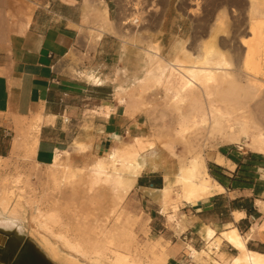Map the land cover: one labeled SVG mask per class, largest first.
<instances>
[{
  "label": "bare ground",
  "instance_id": "bare-ground-1",
  "mask_svg": "<svg viewBox=\"0 0 264 264\" xmlns=\"http://www.w3.org/2000/svg\"><path fill=\"white\" fill-rule=\"evenodd\" d=\"M248 1L250 37L240 39L245 51L235 65L233 56L227 57L217 46L222 25L219 18L208 29L207 42L192 47V29L191 39L186 36L170 43L165 54L161 41L145 40L144 13L136 5L130 6V16L121 17L117 24L103 2L96 7L85 0L82 22H91L92 26L86 27L91 45L97 46L104 36L117 38L123 68L117 69L116 76L131 77L129 83L114 87L117 106L99 107L91 113L109 118L120 109L129 118L155 115L154 134L133 137L129 143L113 134L116 146L103 151L101 157L74 166V154L84 157L92 145L90 136L79 138L69 150L56 151L51 162L43 166L34 160L43 117L24 119L9 158L0 157V176H4L0 177V264H6L18 247L17 232L3 222L16 221L28 212V223L41 246L65 264H167V242L160 238L140 247L136 233L143 230L142 224L123 206L137 178L157 168L155 147L158 145L172 158L177 169L164 175L161 190L146 192L180 233L185 225L175 217L181 206L199 211L215 193L224 191L207 173L204 149L215 143L241 145L264 156V0ZM198 10L197 2L196 13ZM197 33L201 38L205 28ZM162 35L159 30L152 37ZM77 74L94 87L105 86L94 73ZM171 118L175 119L173 126ZM13 157L21 158L22 163L33 161L32 170L18 172ZM213 159L224 165L218 153ZM11 167L16 173L13 176L7 173ZM34 180L41 187L40 193ZM255 204L264 220V201L256 200ZM241 217L243 214H234L236 221ZM255 230L264 240V221L251 233ZM200 235L206 249L199 252L189 246L194 260L206 264H264V254L248 249V236H242L230 224L219 235L205 226ZM223 242L237 253L230 257L221 253Z\"/></svg>",
  "mask_w": 264,
  "mask_h": 264
},
{
  "label": "crops",
  "instance_id": "crops-1",
  "mask_svg": "<svg viewBox=\"0 0 264 264\" xmlns=\"http://www.w3.org/2000/svg\"><path fill=\"white\" fill-rule=\"evenodd\" d=\"M84 10L85 0H0V157L11 154L21 122L37 115L43 117V123L37 136L34 160L43 166L51 162L56 151L69 150L79 138L98 136L97 139L104 141L116 133L130 138L145 137L142 115L129 118L119 113V109L109 118L89 115L92 109L107 104L100 102L101 106H97L98 102L92 98V93L96 92L92 85L68 73L71 51L76 47L84 48L78 31ZM238 11L241 18L232 31L234 40L229 48L234 55L242 57L245 50L240 39L250 37V2L243 0ZM102 40L96 53L103 59L107 47ZM218 154L224 165L213 159L206 168L208 175L224 191L210 198L208 210L196 211L185 206V229L202 244L205 243L200 235L203 227L209 226L219 235L230 224L242 236H248V249L264 254V240L256 230L251 233L252 228L264 221L255 204L257 196H254L256 181L264 186V175L256 177L254 169L257 168L253 164L257 161L250 155H228L221 150ZM154 158L157 168L146 170L137 178V192L161 190L165 184L164 175L174 173L156 152ZM258 170L264 172V168ZM259 192L264 194V188ZM140 197L145 200L144 196ZM145 202L160 210L157 201ZM235 213L243 217L236 221ZM158 221L164 226L163 219ZM181 250L190 252L187 246L180 247L171 241L167 264H182L178 259L183 257ZM220 252L227 257L237 253L225 242Z\"/></svg>",
  "mask_w": 264,
  "mask_h": 264
},
{
  "label": "rangeland",
  "instance_id": "rangeland-1",
  "mask_svg": "<svg viewBox=\"0 0 264 264\" xmlns=\"http://www.w3.org/2000/svg\"><path fill=\"white\" fill-rule=\"evenodd\" d=\"M102 2L109 9L110 19L117 24L121 17L130 16V6L136 5V7L139 8V11L144 13L142 16L145 20V28H147L145 40L151 42H155L157 40L161 41L165 54L170 43L180 41L181 39L186 38V36L191 39L190 34L192 29L194 30V33L192 34L193 39L190 40L192 47L197 43L201 44L204 40L207 42L209 40V35L207 34L208 29L211 24H213L215 19L219 18L222 25L217 46L227 57L232 55L235 65H239L241 56L237 54L234 55L231 47L229 48V46L233 44L232 42L234 40L232 31L241 18L238 7L243 3V0H92L90 3L92 6L99 7ZM197 2L199 3V10L196 13L195 8ZM138 20L140 24V17H138ZM88 26H92L91 22L89 23L84 19L78 29L84 48L82 50L80 47H76V49L71 51L68 57V73L72 77H75L80 81H84L85 83L88 82L85 81L84 78L80 77L77 72L94 73L105 83V86L102 88L92 86L94 90H96L95 93H92V98L98 102L97 106H101L100 102H105L107 106H117L113 97L114 87L117 84L129 83L131 81V77L128 74L125 76L123 74L118 77L116 76L117 69L123 68L122 63L120 62L119 40L108 36L103 37L102 43L107 47V51L102 59V55L98 57V54L96 53L100 43L95 47H93L90 43L88 37L89 33L86 28ZM202 26L205 28V33L201 35V38H199L200 33L196 34V32L197 30L199 31ZM159 30L163 32V35L152 37ZM131 62H135L134 53L131 55ZM92 110L97 111V109ZM121 112L122 110L119 109V113ZM88 114L91 116L93 115L91 112ZM155 117V115H143L141 118V120L143 119L145 121V137H149L154 134L152 129L156 126ZM171 119L173 126L175 119ZM111 136L112 135L104 141H102V138L97 139L98 136L95 139L91 137V149L84 157L74 154L72 157V164L74 166H82L86 161H92L97 157H101L103 155V151L117 145V143L111 139ZM119 136L122 138L124 143H129L132 140L129 136ZM212 146L213 147L211 148L208 147L204 149L207 156L206 164L209 161H212L214 155L220 150L227 152L228 155H250L256 158L257 161L253 164L254 167L257 168L254 169L257 173H255L256 177L258 178L260 175H264L263 171L258 170V168H264L263 155L249 152L241 145H220L215 143ZM155 152L156 154H159L164 164L171 171H176L177 165L175 161L163 152L158 145L155 147ZM9 156L10 155L3 158H9ZM11 160L19 166L18 172H21L22 174L28 173V171L32 170L34 166L33 161L22 163L21 158L19 157H13ZM7 173H9V176L16 174L12 167L7 170ZM34 183L37 193H40L41 187H38V183L35 180ZM261 183L262 182H259L258 180L256 181L254 196H257V200L264 201V194L259 192L264 188ZM146 191L148 190H139V192H137V189L135 188L127 197L123 205L131 214L138 216L139 221L142 224L141 226L143 227V230L140 231L137 228L138 231L136 233L138 245L140 247H143L147 241H155L161 238L167 242V253L170 250L171 241L178 244L180 247L187 246V249L191 246L199 252L206 249L205 243L200 244L199 240L193 233H188L185 228L182 233L178 232V230L174 228L175 223L167 222L164 215L161 214V210H156L154 206L146 203L145 200H153ZM140 195L145 197L144 201H142ZM184 207L185 206L180 207L179 214L175 217V220L184 222L186 219L184 211L188 209V207L187 209H184ZM29 216L30 214L28 212L27 215L16 219V221L3 222V224L8 228L14 229L17 232L18 237V247L6 264H65L62 259H54L53 256L46 252L41 246L34 227L28 223ZM158 219L164 220V226L162 225L163 222L158 221ZM188 239H190L191 242L188 241ZM163 240L161 242L162 244H165ZM225 249L226 246H223V250ZM180 252L183 257H178V259L182 264H206L202 261L190 258L191 253L188 252V250H181ZM233 253L236 254L235 252Z\"/></svg>",
  "mask_w": 264,
  "mask_h": 264
},
{
  "label": "water",
  "instance_id": "water-1",
  "mask_svg": "<svg viewBox=\"0 0 264 264\" xmlns=\"http://www.w3.org/2000/svg\"><path fill=\"white\" fill-rule=\"evenodd\" d=\"M115 135H118V134L116 133ZM209 202H210V200L208 202L204 203L202 207L200 206L199 211L210 209Z\"/></svg>",
  "mask_w": 264,
  "mask_h": 264
}]
</instances>
